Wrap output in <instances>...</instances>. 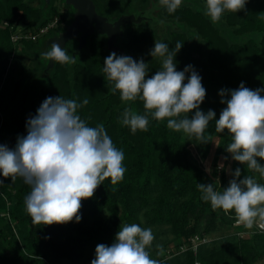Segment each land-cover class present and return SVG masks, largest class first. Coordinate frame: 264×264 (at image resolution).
<instances>
[{
    "label": "trees",
    "instance_id": "16d2710c",
    "mask_svg": "<svg viewBox=\"0 0 264 264\" xmlns=\"http://www.w3.org/2000/svg\"><path fill=\"white\" fill-rule=\"evenodd\" d=\"M32 1L0 0V23L10 26L0 28V144L14 148L17 138L27 135V121L47 97L61 96L78 104L87 99L88 104L78 108L77 114L88 126L104 125L115 147L124 153L126 171L118 184L112 185L108 178L92 198L82 200L79 222L74 219L50 226L32 223L25 204L31 187L23 178L12 182L0 175V264H91L98 244L111 246L120 228L133 223L142 228H163L161 233L170 235L165 244L175 247L176 252L168 257L157 256L154 244L146 249L160 264H256L264 259V231H259L256 224L247 237L231 234L210 238L238 220L234 210L213 209L210 202L204 201L198 183L213 184L216 191L222 192L235 169L240 168L241 179L252 176L264 184L259 173L234 161L226 151L232 142L227 130L217 132L213 120L204 133L207 143L194 137L200 159L206 158L211 140L216 138L212 155L215 181L192 161L186 133L169 129L167 119L158 121L149 114L148 130L133 133L121 123L124 109L131 108L140 115L146 110L139 98L121 100L119 91H114V82L107 79L104 60L111 53L106 50L103 35L93 32L73 57L76 39L71 47L66 42L63 48L75 62L53 61L46 72L47 59L43 66L39 60L45 41L20 38L15 44L10 42L18 21L36 30L57 17L61 27L49 29L44 36H56L69 23L71 17L58 12L51 0L43 1L45 12L31 5ZM92 2L96 13L108 21L121 14L143 17L138 24L122 26L114 44L123 56L148 63L146 78L162 70L163 58L150 55L155 41L168 44L170 52H175L176 42L183 43L174 58L176 70L193 66L206 89L200 110L214 111L215 119L226 107L221 103V90H236L242 82L252 90L264 88V0H248L244 10L222 14L220 21L230 37L251 34L241 42L228 41L204 15L198 4L206 11V0H182L171 14L160 0ZM219 157L224 159L223 167L217 169ZM259 162L264 165V160ZM194 236L211 240L199 243L194 252L188 245L180 251L179 247Z\"/></svg>",
    "mask_w": 264,
    "mask_h": 264
},
{
    "label": "clouds",
    "instance_id": "9594fccd",
    "mask_svg": "<svg viewBox=\"0 0 264 264\" xmlns=\"http://www.w3.org/2000/svg\"><path fill=\"white\" fill-rule=\"evenodd\" d=\"M247 2L206 0V14L215 23L225 11L244 10ZM160 3L171 14L182 0H160ZM182 46L183 43L176 42L175 52H170L168 44L155 41L150 55L163 58L162 70L151 78H146L148 63L142 58L137 61L130 56H117L115 52L105 58L103 71L114 82V91H119L121 100L139 98L146 110L140 115L125 108L121 123L133 133L147 131L151 114L158 121L167 119L169 129L183 131L190 138L207 143L205 130L215 120L216 131L227 130L232 137L226 149L232 159L246 164L264 178V165L259 162L264 160V95L261 94L264 88L252 90L242 82L236 90H221V103L226 107L219 119H215L214 111L200 110L206 89L193 66L176 70L174 58ZM43 55L61 64L75 62L57 42L51 43V50ZM227 96L230 98L226 99ZM87 104V99L78 104L61 96L47 97L37 114L27 121V135L18 137L14 148L0 144V175L11 178L12 182L21 177L31 187L25 204L33 224L50 226L74 219L79 222L82 200L92 198L108 178L112 185L123 180L124 153L115 147L103 124L88 126L77 114V109ZM193 110L194 115L190 117ZM232 175L233 179L222 192L216 191L213 184L198 183L202 199L210 202L213 209L234 210L238 223L247 229L257 223L264 228V184L252 176L241 179L240 168ZM154 239L151 228L135 223L124 225L111 246L97 245L91 264H160L146 250L151 248ZM156 247L157 256L163 255L162 245Z\"/></svg>",
    "mask_w": 264,
    "mask_h": 264
},
{
    "label": "rangeland",
    "instance_id": "374dc122",
    "mask_svg": "<svg viewBox=\"0 0 264 264\" xmlns=\"http://www.w3.org/2000/svg\"><path fill=\"white\" fill-rule=\"evenodd\" d=\"M43 1L44 0H33L31 2V5L39 7V8H41L43 10V12H45L46 7H44ZM117 1L125 2L127 0H117ZM51 4H53L56 7L58 12H60V13H65L66 12L69 15V18L72 16L73 10H72V8L69 5L64 4V0H51ZM159 5H161V4H159ZM198 6H199V8L201 7L200 9L202 11H204L203 12L204 15L211 21V18L206 14V11L204 10V6H201L200 4H198ZM153 17H154V15H153ZM66 18H67V22H68L69 18L68 17H66ZM70 21H71V18L69 20V23H70ZM213 24L219 30V32L224 37H226V39L228 41H230V42H241V41H244L245 39H247V37L251 36V34L245 33V34H242V35H239V36L230 37L228 35V31L226 30V27L223 25V23L220 20L218 22L213 23ZM66 25L67 24L65 23V26ZM33 31H34V29H27L25 27V24L22 21H18L16 26L14 27V30H13V32H15L19 36H25L27 34L32 33ZM52 35H54V34L51 33L50 36L40 37L38 39L39 43L44 42L47 38H50ZM252 37H255V34ZM160 39H161V37L159 36L158 40H160ZM74 41H75L74 39H71V40L67 41L68 42L67 46L71 47L73 45ZM50 50H51V46L50 45H47L43 49L40 50V53H41L42 57L40 56L41 59H39V60H40V63H42V66L45 63V58H44L43 54L48 52V51H50ZM23 62H24V64L26 66H30V63L27 60H24ZM46 63H47V61H46ZM186 136H187L188 143H189L188 148L190 150V156H191L192 161L194 162V164L196 166L200 167L205 172L206 176L208 178H210V180L215 181L216 180V176H214L212 174V172L214 171L213 166H212V155H213V149H214V146H215V143H216V138H213L211 140V143H210V146H209V152H208L206 158L205 159H200L198 154H197V152H196V149H195L194 137L190 138L187 134H186ZM223 160H224L223 157H219L218 158V160L216 162L217 169L222 165ZM208 169H211V171L209 172ZM150 228H151L152 233H153V235L155 237V239L153 241V244L155 246L162 245V247L163 246L165 247L164 251H163V256L168 257L167 255H169L170 253L176 252L175 247H173L172 245H168L167 246L165 244L170 239V235L169 234H165V233H161V230L163 228H157V227H150ZM252 229H253V227L251 229H247L242 224L237 222L234 226H231V227L227 228L226 230L218 232L215 235H211L210 238L211 239L215 238V237L218 238V237H221V236H226V235H231V234H237L238 236H241V237H247L250 234V232H252ZM204 237H205L204 238L205 240H204L203 243H206V242L211 240V239H209L208 236H204ZM189 243L188 244H184L182 246L187 248V245H190ZM256 264H264V259H262L261 261H259Z\"/></svg>",
    "mask_w": 264,
    "mask_h": 264
},
{
    "label": "water",
    "instance_id": "95a60500",
    "mask_svg": "<svg viewBox=\"0 0 264 264\" xmlns=\"http://www.w3.org/2000/svg\"><path fill=\"white\" fill-rule=\"evenodd\" d=\"M48 1L44 0L45 3H48ZM64 4L72 8V19L64 27L63 31L56 36L47 38L44 46H51V43L57 42L63 48L67 41L76 39V46L71 57L76 55L85 46L86 39L93 32L105 37V46L108 52H115L119 56H123L122 51L114 44L116 37L121 36V27L128 24H138L143 19L142 16L121 14L116 19L108 21L107 17L96 13L92 0H64ZM52 62L47 60L43 72L51 68Z\"/></svg>",
    "mask_w": 264,
    "mask_h": 264
},
{
    "label": "built area",
    "instance_id": "2783aa9c",
    "mask_svg": "<svg viewBox=\"0 0 264 264\" xmlns=\"http://www.w3.org/2000/svg\"><path fill=\"white\" fill-rule=\"evenodd\" d=\"M6 27H10L6 22H1L0 23V28H6ZM58 27H61V25L58 24V18L54 17L50 22L45 24V26H42V27L34 30L32 33L27 34L25 36H19L15 32L11 33L10 37H9V40L13 44L17 43L20 38L31 40V41H37L40 37H43L49 29L58 28ZM256 228L259 231H264V228H261L259 223L256 224ZM204 238L205 237H201L200 238L199 236H194L193 238H191L189 240L190 245H188V249H190L191 251L194 252L196 247H197V245L199 243H203L204 242V240H205ZM179 249H180V251H182V250L186 249V247L184 248L182 246V247H179ZM195 264H197V263H195Z\"/></svg>",
    "mask_w": 264,
    "mask_h": 264
}]
</instances>
